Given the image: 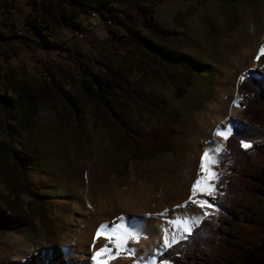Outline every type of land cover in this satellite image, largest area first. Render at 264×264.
I'll return each instance as SVG.
<instances>
[{"label": "rangeland", "instance_id": "rangeland-1", "mask_svg": "<svg viewBox=\"0 0 264 264\" xmlns=\"http://www.w3.org/2000/svg\"><path fill=\"white\" fill-rule=\"evenodd\" d=\"M10 2L8 21L12 27L8 29L7 18H1L0 31H15L35 38L32 29L29 30L21 20L23 0H3L0 11H6ZM138 2L151 4L160 23L176 30L170 35V43L192 61L189 83L176 95L174 78L180 73L166 77L153 71L130 72L132 85L145 93L161 94L166 107L161 111L148 109L141 100L119 91L116 98L126 112L122 125L92 101L85 103L79 120L68 121L57 116L50 107L41 105L36 124L26 139L28 165L21 170L11 160L0 163V200L19 206L33 222L31 227L23 230L0 231V260L26 259L32 254H42L45 261H49V250L52 245H57L60 251L55 256L56 261L60 260L58 264H71L69 250L74 247L75 234L82 221L80 209H91L112 197L115 187L133 192L143 186L150 187L154 194L161 192L163 200L181 194L193 177L197 143L210 135V129L199 130L198 116L209 114L210 106L219 101L221 90L228 94V90L233 89L240 104L238 120L231 126L246 124L242 103L248 94L240 93L237 86L241 76L262 74L264 56L259 60L255 57L264 42L261 41L264 0H112L114 5L131 13L137 27L143 28ZM99 16L102 24H90L92 29L74 26L71 32L64 33L54 28L47 31L48 36L64 45L73 39L78 52L89 58L95 57L107 37L109 25L115 33L124 30L119 22L106 23L105 18ZM255 40L257 52L251 58L246 56L242 67L231 61L237 49H245ZM4 60L25 77H40L45 69L51 71L72 65L68 53L63 50L30 48L18 40L9 43L0 40V62ZM227 60L231 61L230 68L234 71L228 77L224 71ZM169 112L176 114L177 124L167 150H153L143 137L132 139L136 130L152 133L166 121ZM195 139L197 143L192 144ZM215 171L219 174L227 172L218 166ZM25 183L30 188L37 186V191L42 192L41 198L45 199L42 209L25 191ZM222 188H216L214 196L204 195L213 205L206 217L214 224L218 213L215 199ZM114 212L116 215L119 211ZM202 216L204 212L194 219ZM164 248L162 244L148 261H156V255ZM77 261L86 264L81 259Z\"/></svg>", "mask_w": 264, "mask_h": 264}, {"label": "trees", "instance_id": "trees-1", "mask_svg": "<svg viewBox=\"0 0 264 264\" xmlns=\"http://www.w3.org/2000/svg\"><path fill=\"white\" fill-rule=\"evenodd\" d=\"M27 2L30 6L23 23L32 29L35 38L0 31V40L5 43L18 40L30 48L63 50L72 65L45 69L40 77H25L5 60L0 62V163L11 160L21 170L28 165L26 139L36 124L41 105L68 121L79 120L85 103L92 101L122 125L126 112L118 104L119 91L141 100L148 109L161 111L166 107L161 94L145 93L132 85L130 72L153 71L166 77L180 73L174 78L176 95L190 81L192 61L170 43V35L176 30L163 26L149 3L138 2L143 26L139 28L131 13L114 5L112 0ZM91 10L124 27L120 33L112 31L110 25L107 27V37L95 57L78 52L73 39L64 45L48 36L47 31L58 26H77V17ZM244 77L237 87L240 93L248 94L242 103L246 124L233 125L234 134L224 141V151L218 156V167L227 172L220 173L216 182V188L223 187L215 199L216 223L200 217L191 235L156 255L157 263L264 264V66L261 75ZM176 124V114L169 112L166 121L152 133L136 130L132 139L143 137L153 150H167ZM242 139L252 147L242 148ZM24 188L42 209L45 199L38 187L30 188L25 183ZM32 225V217L22 208L0 200V231H19ZM49 252L47 264H58L60 260L55 258L60 252L58 246L52 245ZM0 264H46V261L42 254H32L26 259H1Z\"/></svg>", "mask_w": 264, "mask_h": 264}, {"label": "bare ground", "instance_id": "bare-ground-1", "mask_svg": "<svg viewBox=\"0 0 264 264\" xmlns=\"http://www.w3.org/2000/svg\"><path fill=\"white\" fill-rule=\"evenodd\" d=\"M1 18H7V16H0ZM262 40H264V35L262 36ZM257 49V42L255 40L245 49H237L235 52L236 56H232L230 59L237 66L242 67L245 64L244 61L247 60L246 56L251 58L252 54L257 52ZM231 61L227 60L224 64V71L227 77L234 72L230 68ZM234 95L233 89H229L228 94L224 89L221 90L218 96L219 101L210 106L209 114L198 116L200 129H197L200 131L210 129V135L204 136L205 140L203 142L197 143L196 139L191 141L192 144H198L196 167L192 179L177 197H169L163 200L161 192L154 194L152 188L146 186L140 187L136 192L130 189L126 191L115 187L112 197L100 201L91 209L87 207L80 209L82 221L80 220L77 233L75 234L74 247H71L69 250L71 264H79L78 259L85 261L86 264H94L92 260L94 252L106 243L101 238L95 241L94 246V233L100 224L106 222L109 224L119 223L118 218L123 217L124 223L131 225L142 237L138 243L131 242L129 246L136 249V258L138 260L147 262L153 253L163 244V230L165 228H168L170 233L175 231L177 234H180L179 228L173 229L171 227V221L194 219L199 213H209L211 211V208H201L198 204L189 202L190 190L192 182L197 175L202 152L205 149L215 148L222 141L213 135L216 127L221 123H224L225 126L232 125L238 120L239 107L233 105V101L237 100ZM230 96L232 97L228 100ZM152 199H155L156 202H151ZM196 199L207 200L204 195H199ZM115 210L119 212L113 215ZM111 264H132V260L122 257L111 261Z\"/></svg>", "mask_w": 264, "mask_h": 264}, {"label": "snow or ice", "instance_id": "snow-or-ice-1", "mask_svg": "<svg viewBox=\"0 0 264 264\" xmlns=\"http://www.w3.org/2000/svg\"><path fill=\"white\" fill-rule=\"evenodd\" d=\"M264 56V44L258 50L256 59L259 60ZM241 80L245 79L244 76L240 77ZM233 105L240 107L237 100L233 101ZM234 134V128L230 124L225 126L221 123L214 130L213 135L220 138L223 141H227ZM241 147L249 149L252 147L251 143L241 140ZM224 151V144H217L215 148L205 149L201 156L196 178L191 185V195L189 202L198 204L201 208H212L213 205L207 200L196 199L199 195L214 196L216 191V182L219 181L220 175L215 171L216 166L219 164L218 155ZM207 212L204 213L206 217ZM119 223H103L100 224L94 233V246L95 241L103 238L106 243L96 249L92 260L94 264H111V261L119 258H127L132 260V264H145L136 258V249L131 248L129 245L131 242L138 243L140 241L141 234L136 231L131 225L124 223V218H118ZM200 223L199 219H177L171 221L170 225L173 229L179 228L180 234L175 231L169 232L168 228L163 230V244L165 248L172 247L179 243L180 240L186 239L191 235L193 228ZM111 245V247H109ZM146 264H156L155 260L147 261Z\"/></svg>", "mask_w": 264, "mask_h": 264}, {"label": "crops", "instance_id": "crops-1", "mask_svg": "<svg viewBox=\"0 0 264 264\" xmlns=\"http://www.w3.org/2000/svg\"><path fill=\"white\" fill-rule=\"evenodd\" d=\"M5 1V0H4ZM24 1V3H25V5H24V12H23V14H22V23H23V17H24V15L26 14V12L28 11V9H29V3L27 2V0H23ZM102 20H101V18H100V16H99V13L97 12V11H95V13L94 14H91V15H89V13H85V14H81V15H79L78 17H77V22H78V25L77 26H75L76 28H81V27H84V28H86V29H92V28H90V24H97L98 22H99V24L101 23L102 24V22H101ZM97 22V23H96ZM74 26L73 27H63V26H59V27H56L54 30H56V29H61L62 30V32H64V33H69V32H71L72 30H73V28H75ZM28 29L29 30H31L29 27H28ZM53 31V30H52ZM52 31H51V33H52Z\"/></svg>", "mask_w": 264, "mask_h": 264}, {"label": "built area", "instance_id": "built-area-1", "mask_svg": "<svg viewBox=\"0 0 264 264\" xmlns=\"http://www.w3.org/2000/svg\"><path fill=\"white\" fill-rule=\"evenodd\" d=\"M10 9H11V2H10V6H9V8H8L6 11H0V16H7L8 29H10V28L12 27V25H11L10 22L8 21V13H9V10H10ZM88 13L91 15V14H94L95 11H94V10H91V11H89ZM105 22H106V23H110V20H107V19L105 18Z\"/></svg>", "mask_w": 264, "mask_h": 264}]
</instances>
